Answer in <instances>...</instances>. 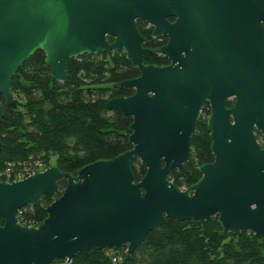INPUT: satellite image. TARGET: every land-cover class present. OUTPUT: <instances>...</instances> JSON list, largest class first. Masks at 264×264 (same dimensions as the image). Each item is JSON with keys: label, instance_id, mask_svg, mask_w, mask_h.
Segmentation results:
<instances>
[{"label": "water", "instance_id": "water-1", "mask_svg": "<svg viewBox=\"0 0 264 264\" xmlns=\"http://www.w3.org/2000/svg\"><path fill=\"white\" fill-rule=\"evenodd\" d=\"M249 3L255 34L251 52L243 53L234 42L233 17ZM262 19L264 0H0V96L6 104L16 107L12 78L38 49L57 81L70 80L68 58L86 53L121 50L139 71L118 83L131 94L105 103L131 116L129 149L75 174L53 164L0 180V264L69 262L93 248L119 246L129 255L166 217L217 216L224 233L249 231L264 242V148L254 135L255 128L264 135ZM137 20L152 25L153 36H168L156 49L168 64L143 62L151 50L142 46ZM230 97L235 101L226 107ZM206 101L213 160L199 165L200 178L181 189L168 176L187 162ZM132 157L145 165L138 181ZM60 180L65 185L57 195ZM43 195L54 197L46 217L36 226L21 224L18 211Z\"/></svg>", "mask_w": 264, "mask_h": 264}, {"label": "trees", "instance_id": "trees-1", "mask_svg": "<svg viewBox=\"0 0 264 264\" xmlns=\"http://www.w3.org/2000/svg\"><path fill=\"white\" fill-rule=\"evenodd\" d=\"M146 36L145 46L160 44ZM42 50L34 51L14 74L10 90L16 107L0 96V180L29 172L35 164H56L64 172L75 174L82 166L97 159H109L130 148V115L108 109L111 97L127 96L133 91L118 83L134 78L138 69L123 51L82 54L67 59V82L54 80L45 64ZM145 64L161 65L166 58L151 53ZM208 115L204 106L202 112ZM53 156V161L50 157ZM213 160L206 116L199 115L187 162L182 170L172 169L168 178L180 188H187L201 176L198 166ZM134 181L145 173V165L130 159ZM65 185L58 182L57 195ZM43 195L34 205H25L17 213L18 221L36 226L46 217L45 207L53 200ZM3 220L0 219V223ZM264 242L249 231L224 233L217 216L207 220H176L166 217L160 226L149 231L129 254L125 246L93 248L78 253L69 262L54 259L49 264H264Z\"/></svg>", "mask_w": 264, "mask_h": 264}, {"label": "flooded vegetation", "instance_id": "flooded-vegetation-1", "mask_svg": "<svg viewBox=\"0 0 264 264\" xmlns=\"http://www.w3.org/2000/svg\"><path fill=\"white\" fill-rule=\"evenodd\" d=\"M175 19H176V16H173V15H171L167 18V20L170 23L174 22ZM233 20L236 22V32L235 33H236L237 38L234 40V42L237 46V50L238 51L242 50V51H244L243 53H250L251 52V46H252V39H253V36L255 34V9H254L253 3H249L248 5L240 4L236 8V15L233 17ZM260 24H261L262 30L264 32V19H262L260 21ZM138 25H141L143 31L145 33H148L149 38L156 39L157 43L160 42V44L155 46V47L145 46L144 44L146 41V36L142 35L140 33V31L138 29ZM136 26H137V29H138L140 35L143 38L142 46L151 50V53H154V54H157V55H160V56L166 58L167 62L164 64H161V65L168 64L169 63L168 58L165 55H162V54L156 52V49H158L159 47H161L167 43L168 36L167 35L153 36L152 35V29H153L152 25H150L149 23L142 21V20H137ZM151 53H149V54H151ZM234 101H235V97H230L225 102V106L226 107L232 106ZM204 106H207V108L209 109V113H210L209 103L207 101L205 102ZM203 107H202V109H203ZM209 113H208V115H209ZM207 116H206V118H207ZM254 135H255V138H256L258 145L261 148H264V135L261 133V131L259 129L255 128L254 129Z\"/></svg>", "mask_w": 264, "mask_h": 264}, {"label": "built area", "instance_id": "built-area-1", "mask_svg": "<svg viewBox=\"0 0 264 264\" xmlns=\"http://www.w3.org/2000/svg\"><path fill=\"white\" fill-rule=\"evenodd\" d=\"M36 172V170H32V171H29L27 173L25 172H18L16 173L15 175L11 176L10 174V170L9 168L6 169L5 173H6V178L7 179H10V177H12L10 180H6V181H11V180H16V179H20V178H23V177H26L32 173Z\"/></svg>", "mask_w": 264, "mask_h": 264}, {"label": "rangeland", "instance_id": "rangeland-1", "mask_svg": "<svg viewBox=\"0 0 264 264\" xmlns=\"http://www.w3.org/2000/svg\"><path fill=\"white\" fill-rule=\"evenodd\" d=\"M200 114H201V116H203V115H204V116H207L206 113H204V111H203V112L200 111ZM200 114H199V115H200ZM53 158H54V157L51 156V157H50V161H53ZM35 165H36V166H35L36 171H41V170L44 169L45 167H48V166H47L45 163H43V162H42V163H38V164L36 163ZM181 189H184V188H181Z\"/></svg>", "mask_w": 264, "mask_h": 264}]
</instances>
